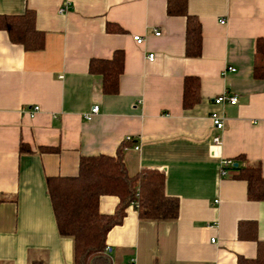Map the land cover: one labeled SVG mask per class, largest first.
Returning a JSON list of instances; mask_svg holds the SVG:
<instances>
[{
  "label": "crops",
  "instance_id": "0c3cea01",
  "mask_svg": "<svg viewBox=\"0 0 264 264\" xmlns=\"http://www.w3.org/2000/svg\"><path fill=\"white\" fill-rule=\"evenodd\" d=\"M187 3L202 27L198 58L186 53L188 19L168 15V0H0V16L31 10L45 35L44 48L29 52L0 30V264H73V240L58 232L47 179L78 175L82 157L115 156L128 138V173L163 171L165 192L181 208L176 220L152 221L129 206L107 236L111 264L257 257V241L239 236V225L257 224L264 241V201L249 200L247 182L234 179L230 167L261 163L264 175V77L254 76L264 0ZM109 24L122 31H108ZM118 50L126 60L121 90L107 96L89 66ZM188 77L200 79L202 100L185 110ZM226 93L238 103L215 104ZM35 106L40 112L32 117L26 110ZM94 106L99 113L87 120ZM215 111L225 118L222 131L211 120ZM219 133L222 146L213 152ZM22 143L32 153L21 154ZM118 203L103 196L100 212L112 214Z\"/></svg>",
  "mask_w": 264,
  "mask_h": 264
},
{
  "label": "trees",
  "instance_id": "16d2710c",
  "mask_svg": "<svg viewBox=\"0 0 264 264\" xmlns=\"http://www.w3.org/2000/svg\"><path fill=\"white\" fill-rule=\"evenodd\" d=\"M168 15L185 16L187 20L186 53L198 58L202 54V27L199 19L188 13L187 0H168ZM0 30H5L16 43H22L27 50L39 51L44 48L45 35L35 28V13L28 10L23 15L0 16ZM108 31L121 32L116 25L109 24ZM125 54L115 51L109 60H91L89 70L102 77V91L107 96L118 95L120 78L124 73ZM254 76L264 77V38L256 44ZM201 81L188 77L184 82L183 108L193 109L201 103ZM130 142V141H129ZM124 142L115 156L99 155L82 157L78 175L72 177H49L47 190L53 207L57 229L61 237L73 240V264H111L106 244L110 231L121 225L126 210L133 205L140 219L152 221L176 220L180 214V201L165 192L166 176L157 169H142L131 176L124 162V149L130 143ZM42 153H56L57 148L41 147ZM20 152L32 153L25 143ZM239 161H247L243 156ZM236 180L248 184V199L264 201V175L261 163H247L246 166L230 167ZM114 196L119 199L112 214L100 212V199ZM4 199H0V204ZM257 224L241 222L239 236L257 241L255 259L239 258V264H264V241L257 237ZM42 264V263H33Z\"/></svg>",
  "mask_w": 264,
  "mask_h": 264
},
{
  "label": "built area",
  "instance_id": "2783aa9c",
  "mask_svg": "<svg viewBox=\"0 0 264 264\" xmlns=\"http://www.w3.org/2000/svg\"><path fill=\"white\" fill-rule=\"evenodd\" d=\"M67 10V8H62L60 10V13H63ZM157 36H159L160 34L157 33ZM134 40L138 43V44H142L144 42V39L141 38V36H135ZM154 55L151 54L149 55V60H153ZM231 71H235V69H231ZM223 103H229L230 105H236L238 103V98L235 95H231L229 93L223 94L221 96H219L218 98L215 99V104L217 105H221ZM27 113L34 117L38 112H40V108L35 106L32 109H27L26 110ZM99 113V107L98 106H94L91 110V112L89 114H87L86 119L87 120H91L93 118V116L97 115ZM211 120L213 122V125L215 127V129L217 131H222L225 125V118L219 114L218 112H214L211 115ZM131 141V138H128L127 142ZM222 146V136L219 134H216L215 137L213 138V152H216V149H219ZM136 149H139L138 147ZM223 164L226 166H231L232 165V161H224ZM212 242L215 243V239H212Z\"/></svg>",
  "mask_w": 264,
  "mask_h": 264
}]
</instances>
